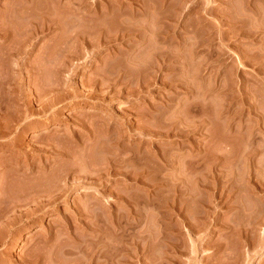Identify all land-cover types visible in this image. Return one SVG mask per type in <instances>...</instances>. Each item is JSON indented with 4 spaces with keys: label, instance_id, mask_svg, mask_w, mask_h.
I'll return each mask as SVG.
<instances>
[{
    "label": "rangeland",
    "instance_id": "rangeland-1",
    "mask_svg": "<svg viewBox=\"0 0 264 264\" xmlns=\"http://www.w3.org/2000/svg\"><path fill=\"white\" fill-rule=\"evenodd\" d=\"M63 1L0 0V264H264V0Z\"/></svg>",
    "mask_w": 264,
    "mask_h": 264
},
{
    "label": "bare ground",
    "instance_id": "bare-ground-1",
    "mask_svg": "<svg viewBox=\"0 0 264 264\" xmlns=\"http://www.w3.org/2000/svg\"><path fill=\"white\" fill-rule=\"evenodd\" d=\"M161 1V0H160ZM33 2V1H32ZM80 2V1H79ZM35 3V2H34ZM48 3V2H47ZM33 4V3H32ZM68 3H65L63 0H49V3L47 4V5H45V7H47L46 9H44V11H42L43 9H40L41 11H40V13L41 12H43L42 13V15L44 16V23H43V25H42V27L43 28H45V29H47V28H52V26H54L56 23H58L57 25H61V26H63V25H65L66 23L68 24V18H65L64 16L65 15H67V13L66 12H73V15L75 16V15H77V16H79V14H81L82 13V15H80V16H90V13H87V12H85L84 13V10H82L81 11V7H79V5L77 6V4H72V5H74V6H70L69 4L67 5ZM80 4H81V2H80ZM157 4H159V3H157ZM157 4H156V7H157ZM41 5V4H40ZM22 6V5H21ZM21 6H19V8L21 7ZM148 7V6H147ZM153 7H155V6H153ZM22 8H27V7H21V9ZM29 8H30V6H29ZM112 8V7H111ZM32 9V8H31ZM35 9H37V8H35ZM68 9H71V10H68ZM127 9V8H126ZM146 9V8H145ZM144 9V10H145ZM148 9V8H147ZM155 9V8H154ZM157 9V8H156ZM155 9V10H156ZM26 10H28V8L26 9ZM37 10H39V9H37ZM114 10V9H113ZM158 10V9H157ZM182 10V9H181ZM19 11H21V10H19ZM57 11V12H56ZM115 11V10H114ZM22 12V11H21ZM20 12V13H21ZM29 12V11H28ZM31 12H34V11H31ZM39 12V11H38ZM68 12V13H69ZM90 12V11H89ZM121 12V11H120ZM132 12V11H131ZM143 12V11H142ZM158 12V11H157ZM23 13V12H22ZM21 13V14H22ZM27 13V12H26ZM35 13V12H34ZM66 13V14H65ZM111 13V12H110ZM113 13V12H112ZM156 13V12H155ZM161 13V12H160ZM63 15V17H61V15ZM96 14H100V15H107V14H109V9H108V7L106 8V9H101V8H97V10H96ZM123 14V13H122ZM121 14V15H122ZM125 14V13H124ZM127 14V13H126ZM131 14V13H130ZM157 14V13H156ZM20 15V14H19ZM23 15L25 16V15H29L28 13L27 14H25V13H23ZM32 15V14H31ZM30 15V16H31ZM41 15V14H40ZM71 15V14H70ZM120 15V14H119ZM146 15V14H145ZM159 15V14H158ZM162 15V14H161ZM16 16H18L17 14H16ZM38 16V15H37ZM37 16H35V18L37 19ZM98 16V15H97ZM141 16H143V13L141 14ZM13 17H14V13H13ZM42 17V16H41ZM76 17V16H75ZM83 17H81V18H83ZM111 18H112V15L110 16ZM118 17H120V16H118ZM161 18L163 17V16H160ZM27 18V17H26ZM69 18H72V17H69ZM80 18V17H79ZM105 18H107V17H105ZM104 18V19H105ZM161 18H159L160 20H161ZM30 19V18H29ZM34 19V18H33ZM41 19V18H40ZM66 19H67V21H66ZM83 19H85V18H83ZM83 19H80V20H83ZM147 19V18H146ZM155 19H156V17H155ZM158 19V18H157ZM164 19V18H163ZM35 20V19H34ZM75 20H77V19H75ZM79 20V19H78ZM31 21V20H30ZM41 21V20H40ZM143 21V20H142ZM163 21V20H162ZM43 22V21H42ZM123 22V21H122ZM147 22V21H146ZM125 23V22H124ZM124 23H123V25H124ZM73 24V23H72ZM126 24V23H125ZM2 25H5V24H2ZM39 25V24H38ZM146 25V24H145ZM68 26V25H67ZM144 26V25H143ZM6 27V26H5ZM39 27V26H38ZM37 27V28H38ZM123 27V28H122ZM8 28V27H7ZM36 28V29H37ZM40 28V27H39ZM121 28L123 29H120V30H122V31H119V34H120V36L121 37H125L127 34H129V32L131 33V31H130V29L126 26V28H125V26H121ZM146 28V27H145ZM5 28H3L2 27V33L3 32H5L6 30H4ZM139 29V28H138ZM147 29V28H146ZM10 30V29H9ZM42 30V29H41ZM44 30V29H43ZM117 31H118V29H117ZM64 32V31H63ZM62 32V33H63ZM66 32V31H65ZM117 33V32H116ZM6 34V33H5ZM78 35H80V34H78ZM118 36V35H117ZM160 36V35H159ZM165 36V35H164ZM76 37V36H75ZM84 37V36H83ZM82 37V38H83ZM92 37V36H91ZM66 38V37H65ZM81 38V39H82ZM161 38H162V35H161ZM3 39V38H2ZM116 39V38H115ZM77 40H80V39H78L77 38ZM109 40V39H108ZM113 40V39H112ZM5 41V40H4ZM107 41V40H106ZM83 42V41H82ZM108 42V41H107ZM62 43V42H61ZM87 43H90L89 41H87ZM63 44H65V43H63ZM13 46V45H12ZM3 47V46H2ZM6 47H8L7 45H6ZM17 49H18V47H17ZM45 51V50H44ZM158 51V50H157ZM156 51V52H157ZM162 54H164V53H162ZM46 55H48V53H46ZM43 56V55H42ZM161 58H162V55L160 56ZM140 71H141V69H140ZM144 71V70H143ZM103 72V71H102ZM144 74V73H143ZM145 75V74H144ZM143 76V75H142ZM145 77V76H144ZM144 77H142V79L144 78ZM99 79V78H98ZM143 81V80H142ZM103 83V82H102ZM123 83V82H122ZM144 83V82H143ZM59 85V84H58ZM103 85V84H102ZM225 85V84H224ZM50 86V85H49ZM60 86V85H59ZM62 86V85H61ZM41 88V87H40ZM39 88V89H40ZM58 88H60V87H58ZM60 89H62V88H60ZM56 90H58V89H56ZM61 91V90H60ZM55 92V91H54ZM50 93H52V91H50L49 89L48 90H45V88H44V90L42 89V90H38V92H36V97L39 99V100H41L42 101V103H43V101H47L48 103L47 104H45V105H43V111L42 112H44V110H46L45 112H47V110H49V109H51L52 107H54L53 105H55V102H52L53 100H54V98H51V99H53V100H51L50 101V99L48 98V96H50ZM58 93V92H57ZM68 94H70V93H68ZM63 96V95H62ZM61 96V97H62ZM45 97H47L48 99H46ZM52 97V96H51ZM57 97H59L58 95H57ZM64 97H66V94H65V96ZM45 98V99H44ZM56 98V97H55ZM60 98V97H59ZM59 98H57L56 100H57V102H59ZM62 99V101H63V99L64 98H61ZM49 100V101H48ZM46 103V102H45ZM4 104V103H3ZM57 104V103H56ZM59 104V103H58ZM8 106V105H7ZM56 106V105H55ZM5 108V107H4ZM28 109H29V107H23L21 104H17L16 105V107H15V112L17 113V115L15 114V116H12V117H16V120H18L19 121V125L18 126H22L23 128H25L27 125H26V119L29 117V114H28ZM3 110V109H2ZM11 111V110H10ZM4 113H5V111H4ZM31 113V112H30ZM7 115V114H6ZM6 115H4V116H6ZM4 116H3V118L2 119H5L4 118ZM9 117V116H8ZM11 119V118H10ZM9 119V120H10ZM15 120V121H16ZM21 120H23V123H21ZM103 120V119H102ZM18 121H16V123L18 122ZM31 122V121H30ZM83 122V121H82ZM88 122V121H87ZM90 122V121H89ZM11 123V122H10ZM14 123V122H13ZM85 124V123H84ZM84 124H82V127H84ZM174 124V123H173ZM86 125V124H85ZM92 126V125H91ZM3 127V126H2ZM9 127V126H8ZM86 127V126H85ZM94 127V126H93ZM88 129V128H87ZM3 131V130H2ZM6 132V131H5ZM6 134V133H5ZM8 143V142H7ZM15 143V142H14ZM76 143V142H75ZM62 188V187H61ZM61 190V189H60ZM58 191V190H57ZM62 191V190H61ZM50 192H52V191H50ZM57 193H59V192H56V194ZM51 194H55V192L54 193H51ZM60 194V193H59ZM58 194V195H59ZM42 195V194H41ZM51 197H52V195H50ZM54 196V195H53ZM59 196H61V195H59ZM55 197H57V195L55 196ZM54 197V198H55ZM29 198V197H28ZM40 198H43V197H39V199ZM50 198V197H49ZM53 198V199H54ZM59 198V197H58ZM32 198L30 197V200H31ZM38 199V198H37ZM36 199V200H37ZM53 199L52 200H50V201H53ZM30 200H29V203H30ZM32 201V200H31ZM34 201H35V198H34ZM38 201H40V200H38ZM44 201H49V200H44ZM55 201V200H54ZM36 203H38V204H41V203H39V202H37V201H35ZM35 202H33V203H35ZM41 202V201H40ZM56 202V201H55ZM35 203V204H36ZM45 202H43V204H44ZM50 203V202H49ZM38 204H37V206L36 207H38ZM46 204H48L47 202H46ZM45 204V205H46ZM52 204V203H51ZM24 205V204H23ZM14 206H16V205H14ZM14 206H13V208H14ZM42 206V205H41ZM23 207H25L26 208V206L24 205ZM39 207H40V205H39ZM12 208V209H13ZM16 208V207H15ZM18 208H20V206L19 207H17L16 209H18ZM5 209H7V208H5ZM23 209V208H22ZM36 209V208H35ZM8 210H9V208H8ZM15 210V209H14ZM13 210V211H14ZM24 210H26V209H24ZM31 210V209H30ZM3 211H6V210H3ZM10 211H12V210H10ZM27 211V210H26ZM33 211V207H32V210H31V212ZM1 212V211H0ZM16 212V211H15ZM20 212H21V209H20ZM23 212V211H22ZM34 212V211H33ZM33 212H32V214H33ZM4 213H6V212H4ZM28 215V214H27ZM128 230V229H127ZM123 233H121L122 235H125V232H126V230H125V228H123ZM130 233V232H129ZM120 234V233H119ZM138 235V234H137ZM107 236V235H106ZM119 236V235H118ZM103 237V236H102ZM105 237V236H104ZM125 237V236H124ZM128 237V236H127ZM140 237H141V235H140ZM144 236H142V238H143ZM123 238V237H122ZM126 238V237H125ZM103 239H105V238H103ZM107 239V238H106ZM140 239V238H139ZM119 240V239H118ZM121 240V239H120ZM123 240V239H122ZM136 240V239H135ZM108 241V240H107ZM126 241H128V239L126 240ZM133 241V240H132ZM103 242H105V241H103ZM122 242V241H121ZM129 242V241H128ZM131 242V241H130ZM118 243V242H117ZM116 244V243H115ZM124 244V243H123ZM128 244V243H127ZM136 244H137V242H136ZM109 244H108V242H107V245H103L104 247V249H102L103 251L101 252V254H100V256H102V258H104V260H103V263H101V264H117V260H119V258L117 257V259H116V256L118 255V254H116L115 252H114V250L115 249H117V248H114V250H112V254L111 255H108L107 253H106V250L108 251V249H109V247H111V246H109L108 247V249H105L106 247L105 246H108ZM112 245V244H111ZM135 245V244H134ZM114 247V246H113ZM125 247V246H124ZM128 247V246H127ZM138 247V246H137ZM111 249V248H110ZM124 250V249H123ZM110 251V250H109ZM121 251V250H120ZM68 252H69V250H68ZM75 252V251H74ZM129 252V251H128ZM117 253H119L118 251H117ZM134 255V254H133ZM99 256V257H100ZM128 257V256H127ZM123 258V257H122ZM97 259V258H96ZM124 259V258H123ZM126 259V258H125ZM124 259V260H125ZM98 260H99V258H98ZM101 260V259H100ZM99 262V261H98Z\"/></svg>",
    "mask_w": 264,
    "mask_h": 264
}]
</instances>
